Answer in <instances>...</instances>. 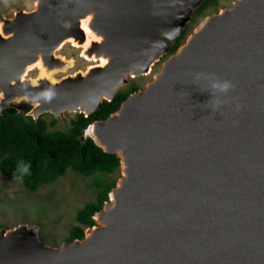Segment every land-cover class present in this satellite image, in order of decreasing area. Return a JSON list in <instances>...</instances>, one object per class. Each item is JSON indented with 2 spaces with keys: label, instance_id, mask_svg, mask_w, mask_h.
I'll list each match as a JSON object with an SVG mask.
<instances>
[{
  "label": "water",
  "instance_id": "water-1",
  "mask_svg": "<svg viewBox=\"0 0 264 264\" xmlns=\"http://www.w3.org/2000/svg\"><path fill=\"white\" fill-rule=\"evenodd\" d=\"M203 1L35 0L0 15V114L23 102L34 121L87 117L167 55L80 136L119 160L88 233L49 246L36 225L1 227L0 264H264V0H234L170 54ZM86 31L94 64L67 73L57 51ZM196 73L233 88L220 96Z\"/></svg>",
  "mask_w": 264,
  "mask_h": 264
},
{
  "label": "trees",
  "instance_id": "trees-1",
  "mask_svg": "<svg viewBox=\"0 0 264 264\" xmlns=\"http://www.w3.org/2000/svg\"><path fill=\"white\" fill-rule=\"evenodd\" d=\"M211 0H204L195 10L193 17L203 14ZM189 24L183 29L170 49L174 53L186 40ZM140 89L137 84H129L119 90L110 102L85 117L76 114L69 121L65 130L48 131V126L55 124L56 119L47 124L40 116L37 121L26 116L25 112L5 109L0 114V174L13 179L12 174L19 160L31 164L29 176L24 177L22 187L27 192H35L41 186L53 183L71 170L82 176H92L91 187L94 198L85 202L75 213V225L68 230L65 241L81 239L84 229L94 225L92 216L101 209L108 198V192L114 187V180H107L102 175L113 174L118 169L119 160L114 154H108L86 137L80 136L86 127L95 120L107 118L116 111L130 93ZM1 190V189H0ZM3 227L0 225V228ZM41 238V237H40Z\"/></svg>",
  "mask_w": 264,
  "mask_h": 264
},
{
  "label": "rangeland",
  "instance_id": "rangeland-1",
  "mask_svg": "<svg viewBox=\"0 0 264 264\" xmlns=\"http://www.w3.org/2000/svg\"><path fill=\"white\" fill-rule=\"evenodd\" d=\"M234 0H211L208 8L203 14L191 19L188 27L190 34L197 24L207 16L217 13L224 8L231 6ZM35 0H0V15L11 17L19 9L31 10ZM193 17V16H192ZM189 36V35H188ZM90 38V37H89ZM81 47L64 43L57 51V54L73 62V66L67 73H73L78 70L84 71L86 67L94 64L87 61L84 56H80ZM167 55L156 62L151 71L140 77L131 78L127 85L137 84L140 89L152 80L153 75L161 68ZM38 75V69L29 70L25 77L35 78ZM64 74L58 73L54 77L59 78ZM120 89V90H121ZM22 112H27L29 107L23 102L19 104ZM42 119L48 124L52 117L49 114L41 115ZM73 116L65 113L63 118H57L52 126H48V131L65 130L68 128L69 121ZM95 175L82 176L71 170H67L64 175L59 177L53 183L41 186L35 192H27L21 182L14 179H8L0 174V225L5 228H12L20 224L28 226L36 225L39 228V236L44 244L49 246H59L68 235V230L75 225V213L81 206L94 198V190L91 182ZM107 180L119 179L120 173L117 169L113 174L102 175ZM89 229H84V234Z\"/></svg>",
  "mask_w": 264,
  "mask_h": 264
},
{
  "label": "clouds",
  "instance_id": "clouds-1",
  "mask_svg": "<svg viewBox=\"0 0 264 264\" xmlns=\"http://www.w3.org/2000/svg\"><path fill=\"white\" fill-rule=\"evenodd\" d=\"M195 78L197 80L201 78L208 80L210 88L213 90V93H218L220 96H225L229 92V90L233 88V85L230 81L227 80L221 81L212 74L196 73ZM226 102H227L226 100H220L219 97H217L218 104H223ZM30 169H31V164L29 162L19 160L12 174V178L22 183L24 177L29 176L31 174Z\"/></svg>",
  "mask_w": 264,
  "mask_h": 264
},
{
  "label": "bare ground",
  "instance_id": "bare-ground-1",
  "mask_svg": "<svg viewBox=\"0 0 264 264\" xmlns=\"http://www.w3.org/2000/svg\"><path fill=\"white\" fill-rule=\"evenodd\" d=\"M86 41L84 42V44L83 45H81V46H79V47H81V50H84V49H86V47H88V44H89V41L91 40V34L88 32V31H86ZM90 37V38H89ZM75 45V44H74ZM82 56H84V55H82ZM86 57V56H85ZM86 59H88L87 57H86ZM89 60V59H88ZM39 70H40V73H41V68H39ZM65 113H67V112H65ZM64 113V114H65Z\"/></svg>",
  "mask_w": 264,
  "mask_h": 264
}]
</instances>
